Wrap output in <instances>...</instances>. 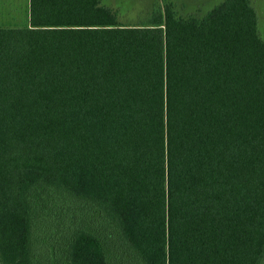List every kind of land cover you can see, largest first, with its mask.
<instances>
[{"label": "trees", "instance_id": "trees-1", "mask_svg": "<svg viewBox=\"0 0 264 264\" xmlns=\"http://www.w3.org/2000/svg\"><path fill=\"white\" fill-rule=\"evenodd\" d=\"M206 9L0 26V264H264L260 15Z\"/></svg>", "mask_w": 264, "mask_h": 264}, {"label": "rangeland", "instance_id": "rangeland-1", "mask_svg": "<svg viewBox=\"0 0 264 264\" xmlns=\"http://www.w3.org/2000/svg\"><path fill=\"white\" fill-rule=\"evenodd\" d=\"M158 0H102L113 7L119 19L125 23H135L152 10ZM160 2L163 0H159ZM179 7L194 8L203 4L206 10L221 0H173ZM260 15L259 28L264 38V0H253ZM30 0H0V26H25L28 23ZM196 10V9H195ZM186 12V11H185Z\"/></svg>", "mask_w": 264, "mask_h": 264}]
</instances>
